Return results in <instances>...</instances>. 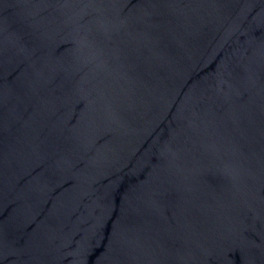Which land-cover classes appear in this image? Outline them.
Here are the masks:
<instances>
[{"label":"water","instance_id":"1","mask_svg":"<svg viewBox=\"0 0 264 264\" xmlns=\"http://www.w3.org/2000/svg\"><path fill=\"white\" fill-rule=\"evenodd\" d=\"M0 264H264V0H0Z\"/></svg>","mask_w":264,"mask_h":264}]
</instances>
